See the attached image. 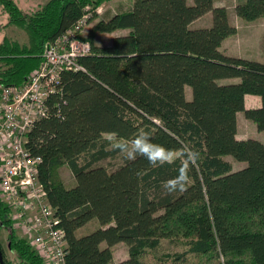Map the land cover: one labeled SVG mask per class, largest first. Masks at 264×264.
I'll return each mask as SVG.
<instances>
[{"label":"trees","instance_id":"obj_1","mask_svg":"<svg viewBox=\"0 0 264 264\" xmlns=\"http://www.w3.org/2000/svg\"><path fill=\"white\" fill-rule=\"evenodd\" d=\"M111 1L49 0L24 13L16 0H0L9 24L28 35L23 46L7 38L0 46V84L24 83L41 65L48 41L83 18L90 25L81 38L91 53L79 57L81 69L61 72L50 113L26 143L43 159L39 177L65 233L67 264H264V142L238 137L241 113L264 131V62L221 51L237 27L215 0H128L99 13ZM234 12L258 19L264 0H236ZM208 13L211 25L198 26ZM120 30L128 32L97 42L99 32ZM248 96L260 105L248 107ZM140 131L174 149L175 163L153 167L112 147ZM188 150L198 158L189 163L184 190L169 192L164 184L179 176ZM119 154V166L103 164ZM228 157L246 165L234 170ZM89 224L95 228L83 234ZM4 227L16 255L9 261L0 242L6 264H43L16 234L0 198ZM163 239L185 247L154 255ZM119 243L129 255L115 262Z\"/></svg>","mask_w":264,"mask_h":264},{"label":"built area","instance_id":"obj_2","mask_svg":"<svg viewBox=\"0 0 264 264\" xmlns=\"http://www.w3.org/2000/svg\"><path fill=\"white\" fill-rule=\"evenodd\" d=\"M86 23L83 18L48 41L41 65L24 83L0 84V198L10 210L13 229L43 264H67V240L40 181L43 159L26 146L27 135L50 113L48 101L60 89L61 72L81 69L79 57L91 53V43L81 38Z\"/></svg>","mask_w":264,"mask_h":264},{"label":"rangeland","instance_id":"obj_3","mask_svg":"<svg viewBox=\"0 0 264 264\" xmlns=\"http://www.w3.org/2000/svg\"><path fill=\"white\" fill-rule=\"evenodd\" d=\"M49 0H16L19 7L23 10L24 13H32L33 11L37 10L40 6L47 3ZM217 0H215L216 2ZM118 2L108 3L102 6V9H109L113 8L117 10ZM124 3L129 2L128 0H123ZM192 3V0H189ZM220 2V1H217ZM221 3V2H220ZM225 4H219L215 6H225L229 9L231 13V21L237 27L236 33L231 35L227 39L224 40L223 48L228 55H233L242 58H252L256 59V61L264 62V16L254 19V20H246L237 16L234 12V6L236 0H225ZM103 11V10H102ZM212 21V14H206L202 19L197 21V25H211ZM90 28V25H85L83 28V35L86 36L87 32ZM114 33V32H113ZM123 33V32H118ZM127 33V32H124ZM115 36V35H114ZM7 38L10 41L16 42L19 46H23L28 42V35L24 29L19 26L9 24V15L3 10L0 5V46L3 44L4 39ZM113 39L112 33H98L97 42L101 45H105L111 42ZM222 46V45H221ZM187 91L189 92L188 98H192L191 89L188 88ZM248 98H250L248 96ZM250 102L248 101L247 104L249 105ZM239 133L242 134L243 137L247 138H255L264 141V131H259L257 126L250 120H248L244 115L240 116L239 121ZM110 137L109 135H106ZM229 160L234 167V170H238L245 166L244 162L235 161L232 157H228ZM123 161L122 154H119L116 158L106 160L103 162L105 165H112L113 167L119 166ZM111 167V168H113ZM64 178L67 182L72 181V175L70 171L65 170L63 174ZM92 225H87L81 229L83 234L87 233V231L94 229ZM10 229L9 231L5 228H0V242L3 245L6 257L9 261H15V254L12 251H9L7 247L8 244H11L9 239L10 236ZM16 232V231H15ZM18 236H22L18 230L16 232ZM24 236V235H23ZM185 245L182 241L176 239H163L161 242V246L159 249L154 252V255H171L176 252L182 251ZM129 255V247L125 243H119L114 246V260L115 262L121 261L123 259L128 258ZM15 263V262H14Z\"/></svg>","mask_w":264,"mask_h":264},{"label":"clouds","instance_id":"obj_4","mask_svg":"<svg viewBox=\"0 0 264 264\" xmlns=\"http://www.w3.org/2000/svg\"><path fill=\"white\" fill-rule=\"evenodd\" d=\"M109 139H112L111 137ZM114 149L120 152L128 159L135 160L138 156L145 158L148 163L155 167L157 165L175 163L177 156L174 149H169L166 146L152 141L150 135L146 131H140L129 142L125 140H115L112 144ZM194 158V162H193ZM198 154L188 150L185 152L184 159L181 160L179 168V176L165 182L164 187L169 191L184 190L185 184L188 180L189 163H195ZM184 161H188L185 164Z\"/></svg>","mask_w":264,"mask_h":264},{"label":"crops","instance_id":"obj_5","mask_svg":"<svg viewBox=\"0 0 264 264\" xmlns=\"http://www.w3.org/2000/svg\"><path fill=\"white\" fill-rule=\"evenodd\" d=\"M118 1H120V2H123V0H113V1H111V2H109V3H113V2H118ZM217 1H220V2H217ZM216 2H215V4H217V5H219V4H225L224 2H225V0H217ZM108 4V3H107ZM102 8V7H101ZM101 8L99 9V13H101L102 12V10L104 11V9H102L101 10ZM118 32H128V30H120V31H116V32H114V33H112V37H114V35H118L117 33ZM120 34V33H119ZM224 43V42H223ZM221 51L222 52H224V53H228V52H226L225 51V49L223 48V44H222V46H221ZM250 98H248V100H247V102L250 100V101H253V102H250V104L248 105L247 104V106L248 107H256V106H259L260 105V103H261V100H260V98L259 97H257V96H249ZM241 115H243L242 113L241 114H239L238 115V124H239V121H240V116ZM238 137L239 138H243V136H242V134L241 133H239V128H238ZM263 141V140H262ZM264 142V141H263Z\"/></svg>","mask_w":264,"mask_h":264},{"label":"water","instance_id":"obj_6","mask_svg":"<svg viewBox=\"0 0 264 264\" xmlns=\"http://www.w3.org/2000/svg\"><path fill=\"white\" fill-rule=\"evenodd\" d=\"M0 264H6L1 247H0Z\"/></svg>","mask_w":264,"mask_h":264},{"label":"flooded vegetation","instance_id":"obj_7","mask_svg":"<svg viewBox=\"0 0 264 264\" xmlns=\"http://www.w3.org/2000/svg\"><path fill=\"white\" fill-rule=\"evenodd\" d=\"M4 228L9 231V229L7 227H4ZM10 246H11V244L9 243L7 247L10 248Z\"/></svg>","mask_w":264,"mask_h":264}]
</instances>
